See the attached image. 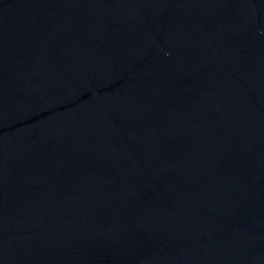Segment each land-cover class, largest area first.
<instances>
[{
	"label": "water",
	"instance_id": "1",
	"mask_svg": "<svg viewBox=\"0 0 264 264\" xmlns=\"http://www.w3.org/2000/svg\"><path fill=\"white\" fill-rule=\"evenodd\" d=\"M0 264H264V0H0Z\"/></svg>",
	"mask_w": 264,
	"mask_h": 264
}]
</instances>
